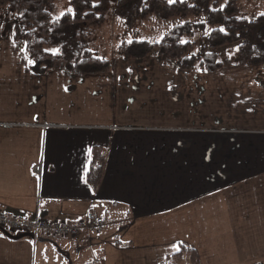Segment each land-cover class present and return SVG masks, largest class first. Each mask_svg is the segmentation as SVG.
Masks as SVG:
<instances>
[{"label": "crops", "instance_id": "obj_1", "mask_svg": "<svg viewBox=\"0 0 264 264\" xmlns=\"http://www.w3.org/2000/svg\"><path fill=\"white\" fill-rule=\"evenodd\" d=\"M112 63L101 76L33 75L0 23V211L71 227L93 211L104 225L37 243L0 231V264H191L173 258L180 244L200 264H264V68ZM209 94L244 116L210 113Z\"/></svg>", "mask_w": 264, "mask_h": 264}, {"label": "trees", "instance_id": "obj_2", "mask_svg": "<svg viewBox=\"0 0 264 264\" xmlns=\"http://www.w3.org/2000/svg\"><path fill=\"white\" fill-rule=\"evenodd\" d=\"M58 2L0 0V8L16 15L14 43L36 76L57 71L78 78L109 74L113 63L90 48L92 29L106 25L109 7L129 29L140 19L180 20L159 41L132 38L122 42L118 60L162 58L182 72L207 75L227 67L264 68V13L254 18L240 15L238 0H70V9L55 17ZM229 45H238V57L225 63L217 50ZM104 161L102 151L94 149L88 174L94 186L100 182ZM184 255L190 257L191 264H200L197 252L180 244L173 258Z\"/></svg>", "mask_w": 264, "mask_h": 264}, {"label": "rangeland", "instance_id": "obj_3", "mask_svg": "<svg viewBox=\"0 0 264 264\" xmlns=\"http://www.w3.org/2000/svg\"><path fill=\"white\" fill-rule=\"evenodd\" d=\"M70 0H59L55 17L62 16L67 10L70 9ZM240 6V15L254 18L257 15L264 13V0H238ZM194 20V19H192ZM16 21L15 13L7 8H0V23L4 26L5 31H9V28L13 26ZM180 23V20L161 21L157 19L138 20L132 29H129L126 24L115 17L113 8L109 7L107 15V23L100 28L92 29V36L90 38V48L98 56L106 58L111 62L117 61V49L118 46L124 42L129 41L132 38L145 39L152 42L159 41L161 37L171 30L174 26ZM217 54L222 62H227L229 59L234 61L238 57V45H229L217 50ZM229 68V67H227ZM225 68V69H227ZM231 69V68H229ZM244 75L240 80H244ZM231 78H223L225 81H229ZM246 80V79H245ZM210 113L221 109V113L225 115V118L230 120H237L238 115H243V109L240 105H236L235 109L231 108L229 102H222V98L213 94H209ZM225 104L226 108L222 105Z\"/></svg>", "mask_w": 264, "mask_h": 264}, {"label": "built area", "instance_id": "obj_4", "mask_svg": "<svg viewBox=\"0 0 264 264\" xmlns=\"http://www.w3.org/2000/svg\"><path fill=\"white\" fill-rule=\"evenodd\" d=\"M37 174L41 173V167H35ZM104 225L97 214L90 211L87 214L86 221L80 226L71 227L66 223L49 222L36 216L33 221H27L25 218H8L3 211H0V231L11 235L29 234L37 243L43 233L50 234L56 238L77 239L82 233H101ZM92 264H102L99 260H93Z\"/></svg>", "mask_w": 264, "mask_h": 264}, {"label": "water", "instance_id": "obj_5", "mask_svg": "<svg viewBox=\"0 0 264 264\" xmlns=\"http://www.w3.org/2000/svg\"><path fill=\"white\" fill-rule=\"evenodd\" d=\"M3 234L6 235L8 238H10L12 240H15V241L31 237L29 234H22V235H19V236H13V235H11V234H9L7 232H3Z\"/></svg>", "mask_w": 264, "mask_h": 264}, {"label": "snow or ice", "instance_id": "obj_6", "mask_svg": "<svg viewBox=\"0 0 264 264\" xmlns=\"http://www.w3.org/2000/svg\"><path fill=\"white\" fill-rule=\"evenodd\" d=\"M31 62V61H30Z\"/></svg>", "mask_w": 264, "mask_h": 264}]
</instances>
